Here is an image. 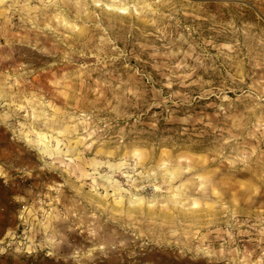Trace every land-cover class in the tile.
<instances>
[{
	"label": "rangeland",
	"instance_id": "rangeland-1",
	"mask_svg": "<svg viewBox=\"0 0 264 264\" xmlns=\"http://www.w3.org/2000/svg\"><path fill=\"white\" fill-rule=\"evenodd\" d=\"M0 264H264V0H0Z\"/></svg>",
	"mask_w": 264,
	"mask_h": 264
}]
</instances>
